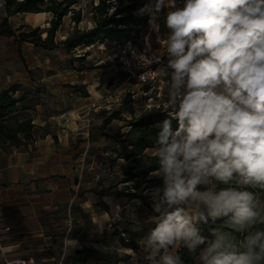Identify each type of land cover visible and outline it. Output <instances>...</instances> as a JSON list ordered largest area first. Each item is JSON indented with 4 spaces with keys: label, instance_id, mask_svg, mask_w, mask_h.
I'll return each mask as SVG.
<instances>
[{
    "label": "clouds",
    "instance_id": "9594fccd",
    "mask_svg": "<svg viewBox=\"0 0 264 264\" xmlns=\"http://www.w3.org/2000/svg\"><path fill=\"white\" fill-rule=\"evenodd\" d=\"M136 14L149 32L132 57L163 65L168 107L152 125L159 182L139 189L151 226L124 255L264 264V0H145Z\"/></svg>",
    "mask_w": 264,
    "mask_h": 264
},
{
    "label": "rangeland",
    "instance_id": "374dc122",
    "mask_svg": "<svg viewBox=\"0 0 264 264\" xmlns=\"http://www.w3.org/2000/svg\"><path fill=\"white\" fill-rule=\"evenodd\" d=\"M140 1L142 7L145 0ZM96 2L97 0H77L74 8L78 10L80 21L74 23L71 12L65 15L56 31V39H62L61 37L71 32L76 24L79 28L91 27L94 22L90 4ZM4 15V0H0V20ZM50 16L49 12H25L10 16L8 21L12 27L20 24L26 28L33 27L32 25L47 27ZM139 27L141 32H135L130 36L137 38L138 41L140 35L149 29L148 22ZM120 35L119 42L128 37L124 36V32H120ZM156 36L161 37L162 33L152 34L153 48L159 47ZM160 47L162 48L161 45ZM118 49L114 40L109 38L104 42L79 46L73 52L49 53L30 43H22L18 48L14 38L0 37V79L4 86L8 84V87L14 88L11 94L16 100V114L18 117L30 116L34 123H42L36 124L33 139L27 140V143L50 131L51 123L57 120L66 121L64 128L72 127L68 128L71 132L77 127L75 132L77 142L81 141V136L94 141L92 148H89L95 154L94 160L87 158L90 152H83L85 155H79L82 159L74 163L77 165L76 177L63 176L60 180L64 193H67L64 195L62 214L59 216L63 248L58 257L62 264H75L71 260L72 252L81 245L93 246L96 249V245L107 246L106 251L101 252L97 249L95 258L82 264H129L128 257L124 255L125 247H121L110 237L112 224L125 227L123 233L125 237H131L137 243L151 226L143 222L146 212L151 211L146 197L129 200L108 195L102 190L121 177L124 160L118 156L119 152L115 148L122 151L125 145L122 133L128 128L127 122L124 119H112L104 125L102 131H99L98 127L108 111L113 109L119 108L121 115L128 118L131 116L130 108L133 113L139 114L148 109L147 104L167 106L164 98L167 77L163 65L159 64L157 81L150 92L143 94L144 88L134 79L126 80L125 75L119 70L116 56ZM44 61H48L47 66L50 68L46 67ZM75 66L78 69L74 68ZM53 69L58 70V75L40 80L44 72H55ZM78 70L83 71L77 72ZM84 90L94 94L95 100L77 109L68 107L72 96L66 97V94L72 91L73 96H81ZM128 93L133 99L130 105L122 102ZM78 101L81 102L82 99ZM104 110L106 113H103ZM92 134L94 138L90 137ZM90 162L94 167L87 170V163ZM84 191H87V194H83ZM84 200H89L90 204L82 207L80 203ZM94 203L98 206H93ZM103 203L109 205L110 213L103 210ZM97 214L98 222H92V216ZM56 218L58 220V217ZM73 236L74 238L78 236V239L74 240L77 241V245L69 239Z\"/></svg>",
    "mask_w": 264,
    "mask_h": 264
},
{
    "label": "trees",
    "instance_id": "16d2710c",
    "mask_svg": "<svg viewBox=\"0 0 264 264\" xmlns=\"http://www.w3.org/2000/svg\"><path fill=\"white\" fill-rule=\"evenodd\" d=\"M76 3L77 0H4L5 15L0 20V36L14 37L18 48L23 42H30L42 49L61 47L66 52H73L79 46L104 42L109 38L120 40V32H124V36H131L135 32L139 33L141 32L139 26L147 24L146 16L136 14L142 4L140 0H97L96 3L90 4L94 24L89 28H79L76 24L71 32L57 40L56 31L65 15L71 12L73 22L80 21L78 10L74 8ZM25 12H49L51 16L47 23L48 26L26 28L20 24L17 27H12L8 18ZM117 25L123 26L118 27ZM73 86L77 87L78 85ZM12 90H14L13 87L0 90V147L6 150L27 146V140L33 139L36 127L30 116L18 117L16 114L17 105L16 100L12 97ZM81 96H88V92L82 91ZM122 102L126 105L132 104L131 94L128 93ZM167 107L153 106L144 109L139 114L133 113L130 108L131 116L128 118H124L120 109L117 108L108 111V114L104 116L98 127L99 131H102L104 125L112 119H124L128 126L122 133V141L125 143L122 151L115 148L119 152L118 156L124 160L121 166V177L102 189L106 194L129 200L144 198L139 193L141 185L159 182L153 174L157 165L153 159L152 150L156 129L152 125L164 119L163 113L167 111ZM103 113H106V110ZM90 137L94 138V135L92 134ZM150 175L152 178H149ZM129 182H134L133 186L137 189L136 192H133ZM93 206L97 207L98 205L94 203ZM103 210L110 213L107 203H103ZM125 230V227H118L116 223H113L110 237L121 247L139 249L135 239L125 237L123 234ZM180 251L185 264H198L197 257L188 254L186 250ZM97 252L95 247L89 245L74 248L71 256L72 263H85L89 259L95 258Z\"/></svg>",
    "mask_w": 264,
    "mask_h": 264
},
{
    "label": "crops",
    "instance_id": "0c3cea01",
    "mask_svg": "<svg viewBox=\"0 0 264 264\" xmlns=\"http://www.w3.org/2000/svg\"><path fill=\"white\" fill-rule=\"evenodd\" d=\"M42 50L49 53L66 52L61 47ZM44 63L50 68L47 66L48 61ZM74 68L78 69L76 66ZM53 71L55 72H44L40 80L58 75V70ZM8 86V84L4 86L0 79V90ZM97 91L99 92V89ZM69 95L72 96L68 105L72 107L71 109L83 107L95 100L92 93H88V96H73L71 91L66 97ZM80 99L81 102L78 101ZM64 126L66 121H53L50 131L25 147L8 150L0 147V226L7 227L2 232L0 264H4L5 257L27 255L34 256L35 264H58L60 261L58 256L63 248L61 243L63 235L62 227H59V216L62 214L64 195L67 194L64 193L60 180L63 176L76 177L77 165L74 163L82 159L79 155L90 152L87 158L94 160L95 157L93 151L89 149L92 148L94 141L81 136V141L77 142L76 133L68 129L72 127ZM93 167L91 162L87 163V170H92ZM83 194H87V191ZM89 202L84 200L80 205L84 207L89 205ZM91 220L98 222L99 215L92 216ZM77 237L69 239L74 241L78 239Z\"/></svg>",
    "mask_w": 264,
    "mask_h": 264
},
{
    "label": "built area",
    "instance_id": "2783aa9c",
    "mask_svg": "<svg viewBox=\"0 0 264 264\" xmlns=\"http://www.w3.org/2000/svg\"><path fill=\"white\" fill-rule=\"evenodd\" d=\"M139 7L138 9H140ZM137 9V10H138ZM149 29L140 35L138 41L135 37L128 36L123 38L121 42L114 40L118 46V53L116 54L118 58V68L125 75L126 80L134 79L138 84L141 85L143 94H147L152 89L154 83L158 79V64L151 63L148 59L141 57L140 63L133 59L131 49L135 48L142 51L145 47L143 37L147 35ZM156 39H161L160 36H156ZM163 47V44H160ZM153 106L158 107V105L147 104V108ZM77 128V127H76ZM72 129V132H76L77 129ZM71 221V217H69ZM7 227L0 226V251L2 248V232L5 231ZM4 264H35V258L33 255L18 256V257H5ZM58 264H62L61 260Z\"/></svg>",
    "mask_w": 264,
    "mask_h": 264
},
{
    "label": "bare ground",
    "instance_id": "6f19581e",
    "mask_svg": "<svg viewBox=\"0 0 264 264\" xmlns=\"http://www.w3.org/2000/svg\"><path fill=\"white\" fill-rule=\"evenodd\" d=\"M64 36H62L61 38H63ZM128 248V247H125V249Z\"/></svg>",
    "mask_w": 264,
    "mask_h": 264
}]
</instances>
